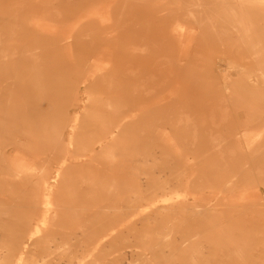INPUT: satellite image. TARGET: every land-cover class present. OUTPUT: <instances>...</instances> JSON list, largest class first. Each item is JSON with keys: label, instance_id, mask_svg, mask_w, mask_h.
Listing matches in <instances>:
<instances>
[{"label": "rangeland", "instance_id": "obj_1", "mask_svg": "<svg viewBox=\"0 0 264 264\" xmlns=\"http://www.w3.org/2000/svg\"><path fill=\"white\" fill-rule=\"evenodd\" d=\"M177 1L179 0H148L146 5H141L144 6L141 15L133 13L132 16H127L122 0H0V16L5 20V23H0V41L9 42L10 45L18 44L26 53L27 61L34 62L37 68L46 72V76L40 79L36 72L27 73V69L16 67L11 76H0L2 84L7 82L18 89L12 93V97L9 95L12 99L9 104L7 102L0 105V125H3L0 128V148L3 146L1 143L6 146L5 142H13L14 148L23 154H27L28 149H48L56 151L58 156L65 148L77 158L76 155L96 144L107 127H113L119 117L126 116L123 121L127 120L128 123L105 150L102 164L97 170L112 176L116 186H121L122 182L128 180L127 177L121 176L124 175L122 172H130L131 175L139 172L140 167L136 163L144 153H148V150L141 153L144 147L146 149V145H154V148L162 146L161 157L173 163L172 169H177L174 172L179 173L180 166L185 162L187 165L194 164L192 167L200 175L193 180L201 185L203 190L211 189L228 179L229 184L233 182L235 196L246 193L251 202L258 206L263 205L264 99H240L238 102L221 105L208 98L202 87L195 84L189 86L190 80L184 69L175 71L171 68V54L174 52L167 46L170 38L167 37L166 47L160 50L154 48L158 46V35L153 27V31L147 35L146 32H141L146 25L143 13H148L147 10L152 12L148 4H158L160 13H173ZM192 2L198 6L207 5L205 0ZM190 3L186 0L180 5L181 8L177 9L187 8ZM27 5H38L43 11L27 15ZM53 5L64 10L63 14L58 11V15L49 21L56 27L71 18H80V12L86 9L98 6L101 11L98 14L92 12V16L82 18L80 22L84 24L69 34L68 49L59 47L55 58L53 55L40 58L27 54V34L22 30L21 34L15 37L6 35V31L20 30L29 22H44V8L50 9ZM72 7L75 14L64 20L63 15ZM10 20L17 22L10 25ZM164 21L166 19L158 20L154 26L162 25ZM53 38L46 39L55 42L56 35ZM30 46L31 50L38 47L43 50V54H47L46 43L33 41ZM101 52L102 59H106L107 63L104 66L101 64L99 69L94 56L98 54L99 57ZM61 62L65 66L57 70ZM8 64L0 68L5 70L9 68ZM35 77L37 79H34ZM27 91L37 94L41 100L33 99L34 102L29 104L20 100L23 95H27ZM42 95L45 96L44 99ZM48 96L49 98H46ZM176 114L180 116L178 122L175 119ZM72 115L77 117V128L74 131L69 130L66 125ZM188 120L191 126L185 128ZM162 127L174 134V141H177L180 147L178 151H173L166 137L163 138L160 132ZM148 129L153 132L152 135L146 134ZM256 132L261 134L258 143L247 146L243 140L244 135ZM213 136L221 140L220 145H211L210 138ZM86 171V168L77 166L66 171L62 177L61 188L49 195V203L45 207L36 208L34 211L29 206L35 193L31 184L33 179L27 180V177L23 176L11 189L2 186L0 218L5 216L3 207L12 205L14 210L11 213H15L14 219L25 220L28 212H33L32 222L40 223L37 219L43 214L66 213L68 215L59 223L64 227L76 228L75 214L79 215L83 203L97 202L99 198L104 202L119 200L117 197L120 190L112 188L101 190L96 194V197H99L97 199L76 196L72 192L75 186L71 183L76 181L78 173L83 174ZM178 177L179 175L176 178ZM180 178L182 179L183 175L180 174ZM62 202L69 207L55 208L56 204ZM259 209H253L250 214L251 231L230 230L220 238L213 235L216 227L210 218L204 215L194 219L189 226L183 225L180 230L175 231L176 236L203 228L202 237L198 242L183 252L185 262L190 263L189 254H198L199 250L203 256L197 257V260H204L207 264L221 259L219 255L234 250L235 253L243 254L229 256L233 259L232 262L249 260L251 264H264V206ZM46 226L50 227V224ZM169 243L168 248L174 250L175 243L172 240ZM38 250L45 251L39 247ZM109 251L111 252L110 248ZM27 261L29 262V259L26 255L19 263L27 264ZM72 261L74 264H89L88 256L78 245Z\"/></svg>", "mask_w": 264, "mask_h": 264}, {"label": "bare ground", "instance_id": "obj_2", "mask_svg": "<svg viewBox=\"0 0 264 264\" xmlns=\"http://www.w3.org/2000/svg\"><path fill=\"white\" fill-rule=\"evenodd\" d=\"M122 1L126 15L132 16L133 13L141 15L144 8L141 5H146L148 0ZM185 1L175 2L173 13H160L158 4H148L152 12L147 10L148 13H143L146 25L141 32H146L147 35L154 28L158 35V46L154 48L160 50L166 47L167 37L170 38L167 46L174 52L171 54V68L175 71L184 69L190 80L189 86L195 84L202 87L208 98L221 105L238 102L240 99H264V0H205L207 5L204 6L187 0L188 3L191 1L187 8L177 9ZM42 9L38 5H27V15L43 11ZM58 11L63 14L64 10L54 5L50 6V9L44 8V22H29L20 30L6 31V35L15 37L21 34L22 30L27 34V54L40 58L53 55L55 58L59 47L68 49L69 34L84 24L80 22L82 18L92 16V12L100 13L101 8L96 6L94 9H86L80 12V18L68 20L75 14L72 7L63 15L64 20L68 21L56 27L49 21L58 15ZM161 19H166L164 24L154 26L155 22ZM3 22L5 23V20L0 16V23ZM16 22L9 21L10 25ZM54 35L55 42L46 39H54ZM33 41L46 43L47 54H43V50L38 47L31 50L30 44ZM2 52L4 53L1 55ZM102 53L99 57L98 54L94 56L99 69L101 64L104 66L107 63L106 59H102ZM6 64L9 68H0V76L5 78L11 76L16 67L27 69V73L36 72L40 79L46 76V72L37 68L34 62L27 61L26 53L18 44L10 45L9 42L0 41V67ZM61 66L65 64L61 62L57 70ZM11 85L0 82V105L7 102L9 104L12 93L18 91ZM42 96L44 99L45 96ZM33 99L41 100L37 94L27 91V95H23L20 100L29 104L34 102ZM178 115L175 117L176 122L180 119ZM124 117L126 116L119 117L113 127H107L96 144L76 155L77 158L65 148L59 156L56 151L48 149H28L27 154H23L14 148L13 142H5L6 146L1 143L3 146L0 148V188L3 186L11 189L23 176L27 177V180L33 179L31 184L35 193L29 204L33 211L49 203V195L63 185V174L75 166L87 169L83 174L78 173L76 181L71 183L75 186L72 192L76 196L97 199L99 197H96V194L101 190L112 188L120 191L117 197L119 200L115 202H104L99 198L97 202L83 203L79 215L75 214L76 228L64 227L59 223L68 215L66 213L43 214L37 219L40 222L38 223L32 222L33 212H28L25 220L14 219L15 213H11L14 206H4L5 216L0 218V264H21L19 260H23L26 255L29 259L27 264H74L72 258L77 245L88 256L89 264H207L204 260H197V257L203 256L200 250L198 254H189L190 263L183 259V252L202 237L203 228L190 230L179 236H176L175 231L180 230L183 225L189 226L194 219L202 218L203 215L214 223L216 232H212L217 238L230 230H252L250 214L253 209L264 206V202L258 206L251 202L246 193L235 196L233 182L229 184L228 179L211 189L203 190L201 185L193 180L200 175L192 167L194 164L187 165L185 162L180 166L179 173L174 172L177 169H172L173 163L161 157L162 146L154 148V145H146V149L144 147L141 153L146 150L148 153H144L136 163L140 167L139 172L135 175L122 172L124 175L121 176L127 177L128 180L122 182L121 186L115 185L112 176L98 172L105 150L128 123L127 120L123 121ZM76 120V115H72L66 121L69 130L74 131L77 128ZM2 126L0 125V128ZM184 126L190 127L191 122L188 120ZM160 132L163 138L166 137L173 151H178L180 147L178 142L174 141V134L169 130L165 131L163 127ZM152 133L149 129L146 131L148 136ZM260 136V132L246 133L243 140L247 146H251L252 143H258ZM210 142L213 147L221 144V140L215 136L210 138ZM160 162L163 165H160ZM180 174L183 175L182 179ZM176 175L179 177L176 178ZM67 207L69 205L63 202L55 205V208ZM46 224H50V227ZM40 232L42 234H38ZM171 240L175 243L174 250L168 248ZM38 247L45 251L40 252ZM229 253L232 255H228ZM239 254L243 253L229 251L219 255L221 259L209 263L251 264L249 260L232 262L233 259L229 256L235 257ZM225 258L227 259L224 260Z\"/></svg>", "mask_w": 264, "mask_h": 264}]
</instances>
